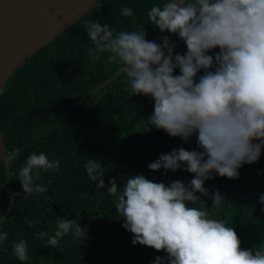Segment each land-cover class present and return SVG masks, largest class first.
<instances>
[{
	"label": "clouds",
	"instance_id": "obj_1",
	"mask_svg": "<svg viewBox=\"0 0 264 264\" xmlns=\"http://www.w3.org/2000/svg\"><path fill=\"white\" fill-rule=\"evenodd\" d=\"M120 12L135 19L131 7ZM146 15L147 21L131 31L87 22L94 47L86 51L92 62L108 54L109 63L123 65L131 97L152 98L153 112L141 118L142 132L163 130L184 143L196 136L199 151L173 148L147 165L151 172L181 170L192 178L187 184H165L138 173L118 188L114 177L105 183V166L96 158L87 160V176L114 198L116 215L132 234L133 246L166 254L152 264H264V247L242 249L235 229L213 218L201 200L209 197L211 207L220 206L224 197L218 190L210 193L205 181L214 175L238 179V170L256 163L264 149V0H165ZM148 23L177 36L186 51L174 54L176 45L169 35L160 36L159 43L146 39ZM213 49L219 51L209 54ZM59 164L43 152L30 154L18 173L23 193L46 192V186L35 183L39 170L58 171ZM259 203L264 205V193ZM28 224L32 227L31 221ZM84 228L76 219L60 218L47 245L58 247L69 233L81 244L87 235ZM8 235L0 232V243ZM45 236L37 233L38 238ZM12 252L21 262L30 259L24 239L13 241Z\"/></svg>",
	"mask_w": 264,
	"mask_h": 264
},
{
	"label": "trees",
	"instance_id": "obj_2",
	"mask_svg": "<svg viewBox=\"0 0 264 264\" xmlns=\"http://www.w3.org/2000/svg\"><path fill=\"white\" fill-rule=\"evenodd\" d=\"M164 2L102 0L47 46L25 58L24 65L6 82L0 95V131L15 196L10 213L0 223V232L9 234L0 243V264H152L155 257L166 256L163 251L132 245V234L122 227L123 221L116 215L114 198L96 187L87 176L85 165L89 158L98 159L105 166V183L114 177L118 188L123 187L127 177L138 173L155 182L180 180L187 184L192 178L187 171L151 172L147 165L173 148L199 151L196 136L184 143L163 130L142 132L141 118L152 114L154 101L143 95L131 97L124 72L81 101L123 67L109 63L108 54H102L97 62L90 60L86 49L94 46L90 45L85 24L98 20L117 31H131L137 23L147 21V11L153 5ZM122 7H131L135 19L122 16ZM145 31L148 40L159 32L151 23L145 25ZM162 35H169L175 42L174 54L186 51L177 36ZM218 51L213 49L209 54ZM175 73L179 74V70ZM200 75L202 72L197 79ZM33 152H43L50 161L60 162L58 171L39 170L40 179L35 183L47 187L44 193H23L19 181V170ZM238 171L239 178L235 180L214 175L205 181L210 193L218 190L224 197L220 206L211 207L209 197L202 196L201 200L213 218L235 229L242 249L264 247V205L259 203V196L264 193V149L256 163L245 164ZM10 200L1 162L0 219ZM60 218L76 219L85 227L83 243L69 233L61 238L58 247L47 245ZM41 232L48 236L38 238L37 233ZM21 239L28 242L30 259L25 262L12 252L13 241Z\"/></svg>",
	"mask_w": 264,
	"mask_h": 264
},
{
	"label": "water",
	"instance_id": "obj_3",
	"mask_svg": "<svg viewBox=\"0 0 264 264\" xmlns=\"http://www.w3.org/2000/svg\"><path fill=\"white\" fill-rule=\"evenodd\" d=\"M102 0H0V95L14 71L24 65V59L47 46L65 29L74 25ZM160 31L152 39L157 41ZM123 67L81 99L97 92L122 74ZM3 162L11 192L9 206L0 223L14 204L8 153L0 131V163ZM208 201V200H207Z\"/></svg>",
	"mask_w": 264,
	"mask_h": 264
}]
</instances>
